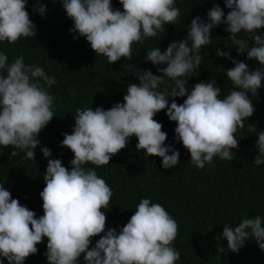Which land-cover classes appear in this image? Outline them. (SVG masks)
Segmentation results:
<instances>
[{
  "label": "clouds",
  "instance_id": "obj_1",
  "mask_svg": "<svg viewBox=\"0 0 264 264\" xmlns=\"http://www.w3.org/2000/svg\"><path fill=\"white\" fill-rule=\"evenodd\" d=\"M71 20L70 34L83 37L96 57L109 65L124 60V72L138 83H127L122 103L108 109L91 106L76 108L71 133H62L60 147L72 153L69 167L59 158L50 159L46 146L39 148L46 159L39 192L43 215L10 196L0 185V264H24L35 255L46 238L45 264H182L174 246L177 222L166 208L149 197H142L133 214L118 230L105 228L106 213L113 192L97 169L124 149L135 137V149L144 156L159 157L161 168L178 164L179 150L166 143L162 125L153 117L164 110L175 122L174 142H179L197 170L212 167L214 158L232 161L243 135L238 129L255 111L252 97L264 86V0H223L227 14L213 3L202 18L194 16L185 26L186 35L173 39L161 51L157 46L165 25L180 20L178 0H58ZM52 4L57 0H51ZM27 0H0V46L14 45L33 38L36 28L26 11ZM32 11L44 17L48 9L35 0ZM224 25L231 48L216 46L215 56L230 60L224 69L228 86L221 95L216 78L189 87V79L200 70L201 51L211 42L210 31ZM158 42L144 48V63L158 74L141 69L132 59L133 45L149 38ZM243 54L258 65L250 69L229 52ZM56 78L44 66L25 62L23 55L9 57L0 50V150L10 148L9 157L35 162L39 133L54 115V95L50 88ZM74 94V90H69ZM176 98H184L178 104ZM255 155L252 164L264 165V130L252 124ZM18 150V152H17ZM234 225L230 227L229 225ZM98 237L93 244L92 238ZM216 255L238 253L246 242H254L264 252V215H245L236 223L225 222L213 237ZM226 241V247L220 241Z\"/></svg>",
  "mask_w": 264,
  "mask_h": 264
},
{
  "label": "trees",
  "instance_id": "obj_2",
  "mask_svg": "<svg viewBox=\"0 0 264 264\" xmlns=\"http://www.w3.org/2000/svg\"><path fill=\"white\" fill-rule=\"evenodd\" d=\"M35 0H27L26 11L34 23L36 32L33 38H24L14 45L5 44L0 50L9 57L23 55L25 62H34L44 66L45 71L56 78V84L50 88L54 95V117L39 133V146L35 149V162L22 159L18 152L16 157H9L10 148L0 150V185H3L12 198L34 211L36 216L43 215L42 201L39 192L44 187L42 174L46 168V159L39 150L41 146L50 149V159L59 158L62 165L68 168L72 153L60 147L62 133H71L74 126L72 115L76 108L91 106L108 109L122 101L127 83H138L136 79L124 72V60L109 65L104 57H96L83 37L69 33L72 22L62 10L60 3L52 4L51 0H40L48 11L44 17L32 11ZM223 6V0H178L181 9L180 20L173 26L165 25V34L157 45L163 51L173 39L179 40L186 35L185 26L191 19L206 12L212 4ZM114 8H121L118 0H112ZM264 31V28L261 29ZM157 38H149L143 44L133 45L132 59L139 62L141 69H149L158 74L154 66L144 63V48L154 46ZM224 25L210 31L212 39L204 51H201L200 70L189 79V87L208 81L211 76L221 89V95L228 86L223 77L224 69L233 65L230 60L215 56V47L222 51L231 48ZM226 47V48H225ZM230 57L244 61L250 69L258 67L256 63L246 60L243 54L237 56L234 49ZM74 90L70 94L69 90ZM184 98H176L178 104ZM255 111L245 121V127L238 129L237 135L244 137L238 142V151L232 161H221L214 158L209 168L197 170L189 162L190 156L179 142H174L175 122H170L164 110L155 114L153 119L162 125L166 133V143H174L179 150L178 164L173 169H163L159 157H146L137 152L135 137H130L127 146L112 156L109 165L97 169L110 186L113 195L105 211V228L118 230L133 214L135 205L142 197L162 204L177 222V234L174 246L181 253L182 264H264V252L254 242H246L238 253L226 251L216 255V241L213 237L222 232L225 222L236 223L240 217L257 214L264 215V165L252 164L255 155V132L248 131V125L257 130H264V86L256 97H252ZM230 227L234 225L230 224ZM98 237H93V244ZM226 247V241L219 242ZM46 238H42L35 255L25 259L24 264H45L43 253Z\"/></svg>",
  "mask_w": 264,
  "mask_h": 264
}]
</instances>
